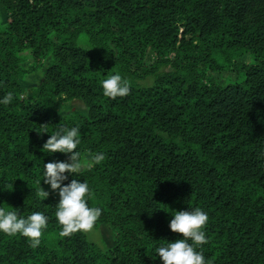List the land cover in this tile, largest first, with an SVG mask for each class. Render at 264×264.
<instances>
[{
  "label": "trees",
  "instance_id": "trees-1",
  "mask_svg": "<svg viewBox=\"0 0 264 264\" xmlns=\"http://www.w3.org/2000/svg\"><path fill=\"white\" fill-rule=\"evenodd\" d=\"M0 4V101L13 94L0 103V208L48 217L36 248L0 233V264H162L156 249L183 239L171 215L195 208L209 217L197 249L207 264H264V0ZM42 63L24 98L21 80ZM220 73L243 79L221 86ZM114 74L130 92L112 100L102 81ZM66 101L85 114L58 116ZM61 127H79L82 159L105 155L62 186L76 179L94 192L95 226L115 233L106 249L84 233L59 236L43 165L68 154L42 148Z\"/></svg>",
  "mask_w": 264,
  "mask_h": 264
},
{
  "label": "clouds",
  "instance_id": "clouds-1",
  "mask_svg": "<svg viewBox=\"0 0 264 264\" xmlns=\"http://www.w3.org/2000/svg\"><path fill=\"white\" fill-rule=\"evenodd\" d=\"M103 96L115 100L129 95L130 84L122 79L120 74H114L102 81ZM13 100V94L7 93L0 103L8 105ZM47 126V125H43ZM50 138L43 145V152L49 154H68L66 162H49L44 164L43 182L55 192L58 190L59 202L55 206V218L60 226V237H70L77 233H91L102 214L100 207L89 206V200H95V194L86 182L72 179L71 183L62 186L67 179L65 173L73 176L79 174L86 166L88 169L104 161L103 153H82L77 151L81 143L79 127H61L49 135ZM38 195L44 200L49 193L41 188ZM169 223L171 232L180 234L183 239L173 243H166L156 249V254L162 264H207L202 251H197L207 244L204 229L208 223V215L200 208L191 211H174ZM48 217L37 211L23 218L15 210L6 211L0 208V233L25 238L30 247L40 245L43 230L47 227ZM190 241V242H189Z\"/></svg>",
  "mask_w": 264,
  "mask_h": 264
},
{
  "label": "rangeland",
  "instance_id": "rangeland-1",
  "mask_svg": "<svg viewBox=\"0 0 264 264\" xmlns=\"http://www.w3.org/2000/svg\"><path fill=\"white\" fill-rule=\"evenodd\" d=\"M7 13L0 4V24L4 25L6 23ZM24 59H26L25 63L23 64L24 67H28L31 65L32 60L30 59L28 53H24ZM241 61L250 62L249 59H241ZM46 63H42L40 68L37 72L26 76L24 79L21 80V86L24 89V98H27L30 95L32 89H34L41 77L42 71L45 69ZM214 81L221 86H225L227 84L240 82L243 77L241 75H236L235 73H220V74H213ZM85 114V108L83 107L82 103L79 101H66L62 102L61 105L58 107L57 114L60 117H66L70 114ZM115 233L108 225H101L95 226L91 233L85 234L88 241L96 244L101 249H106L113 245V237Z\"/></svg>",
  "mask_w": 264,
  "mask_h": 264
}]
</instances>
